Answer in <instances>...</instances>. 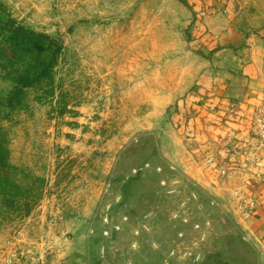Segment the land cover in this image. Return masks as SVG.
Masks as SVG:
<instances>
[{
	"label": "rangeland",
	"instance_id": "rangeland-1",
	"mask_svg": "<svg viewBox=\"0 0 264 264\" xmlns=\"http://www.w3.org/2000/svg\"><path fill=\"white\" fill-rule=\"evenodd\" d=\"M2 2L23 25L61 39L65 52L54 92L28 90L16 109L3 107L11 85L0 79L9 172L34 199L30 215L0 218V264H165L184 229L172 220L183 205L192 222L211 223L202 264H264V237L248 222L239 182L217 180L230 188L223 196L170 163L181 143L177 103L203 65L189 7L179 0ZM147 163L162 174H133ZM162 180H178L181 195H168ZM124 216L129 222L117 233Z\"/></svg>",
	"mask_w": 264,
	"mask_h": 264
},
{
	"label": "crops",
	"instance_id": "crops-1",
	"mask_svg": "<svg viewBox=\"0 0 264 264\" xmlns=\"http://www.w3.org/2000/svg\"><path fill=\"white\" fill-rule=\"evenodd\" d=\"M185 1L203 65L177 103L181 143L170 163L189 181H207L223 196L230 188L217 180L238 181L248 222L264 237V161L249 165L244 156L256 143L253 112L264 100V0Z\"/></svg>",
	"mask_w": 264,
	"mask_h": 264
},
{
	"label": "trees",
	"instance_id": "trees-1",
	"mask_svg": "<svg viewBox=\"0 0 264 264\" xmlns=\"http://www.w3.org/2000/svg\"><path fill=\"white\" fill-rule=\"evenodd\" d=\"M64 52L61 39L23 25L0 0V79L11 85L3 107L22 106L31 89L53 93L55 70ZM8 145L0 126V218L4 219L30 215L34 200L31 189L22 188L10 175Z\"/></svg>",
	"mask_w": 264,
	"mask_h": 264
},
{
	"label": "built area",
	"instance_id": "built-area-1",
	"mask_svg": "<svg viewBox=\"0 0 264 264\" xmlns=\"http://www.w3.org/2000/svg\"><path fill=\"white\" fill-rule=\"evenodd\" d=\"M251 137L256 143H252L251 148L245 153V162L249 165H258L264 161V100L263 102L254 108L252 125H251ZM141 173L149 174H162L161 168H154L151 164L147 163L135 169L134 175ZM161 186L171 197H177L181 195L182 189L181 183L178 180L169 182L167 180L161 181ZM185 205L179 208L172 214V220L177 226H182L184 229L178 236V244L167 255L165 264H202L204 261V249L211 235V223L208 220L195 221L190 220L187 213H184ZM105 225L110 224L108 214L103 218ZM129 219L124 216L120 223L114 226V230L117 233L121 232L122 226L127 224ZM188 228V229H187ZM147 229V228H146ZM104 235L108 236L109 231L105 230ZM140 232L137 230L135 233L136 239L140 237ZM154 247L159 250L158 245ZM132 248L136 250L138 248V241L132 244Z\"/></svg>",
	"mask_w": 264,
	"mask_h": 264
}]
</instances>
